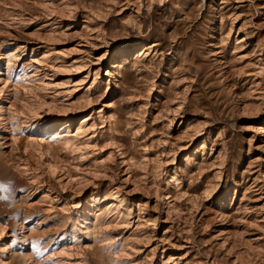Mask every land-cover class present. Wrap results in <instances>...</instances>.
Wrapping results in <instances>:
<instances>
[{
  "label": "rangeland",
  "instance_id": "rangeland-1",
  "mask_svg": "<svg viewBox=\"0 0 264 264\" xmlns=\"http://www.w3.org/2000/svg\"><path fill=\"white\" fill-rule=\"evenodd\" d=\"M0 264H264V0H0Z\"/></svg>",
  "mask_w": 264,
  "mask_h": 264
},
{
  "label": "bare ground",
  "instance_id": "bare-ground-1",
  "mask_svg": "<svg viewBox=\"0 0 264 264\" xmlns=\"http://www.w3.org/2000/svg\"><path fill=\"white\" fill-rule=\"evenodd\" d=\"M128 53H129V52L126 53L125 57L128 55ZM125 57H124V58H125ZM69 125H70V124H69ZM54 126H55V125H53V126H51V127H54Z\"/></svg>",
  "mask_w": 264,
  "mask_h": 264
}]
</instances>
